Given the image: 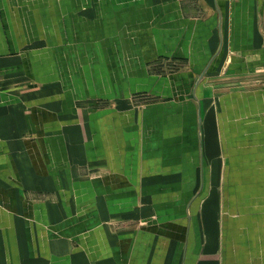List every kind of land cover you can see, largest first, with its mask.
Instances as JSON below:
<instances>
[{
	"label": "crops",
	"instance_id": "1",
	"mask_svg": "<svg viewBox=\"0 0 264 264\" xmlns=\"http://www.w3.org/2000/svg\"><path fill=\"white\" fill-rule=\"evenodd\" d=\"M0 264H264V0H0Z\"/></svg>",
	"mask_w": 264,
	"mask_h": 264
},
{
	"label": "rangeland",
	"instance_id": "2",
	"mask_svg": "<svg viewBox=\"0 0 264 264\" xmlns=\"http://www.w3.org/2000/svg\"><path fill=\"white\" fill-rule=\"evenodd\" d=\"M162 65L163 74L167 75L174 71H178V73L172 78H169L170 81L163 82L153 88L152 92L158 93L153 95V98L154 101L156 100V102L161 103L164 108L168 107V111H171L177 97H188V99L191 100L190 92L193 86L192 83L194 78L200 74L201 68L189 63V60L184 58H180L178 64L177 59H168L164 57ZM203 87L208 88V85L204 86L203 83L199 85L198 91L200 94L202 93ZM146 102H149V99H147ZM164 159L169 160L168 157H164Z\"/></svg>",
	"mask_w": 264,
	"mask_h": 264
}]
</instances>
